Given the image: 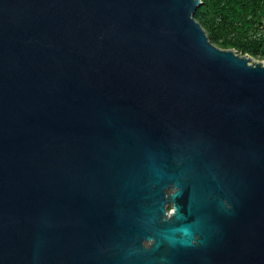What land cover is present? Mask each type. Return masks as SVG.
<instances>
[{"label": "water", "instance_id": "95a60500", "mask_svg": "<svg viewBox=\"0 0 264 264\" xmlns=\"http://www.w3.org/2000/svg\"><path fill=\"white\" fill-rule=\"evenodd\" d=\"M202 3L0 0V264H264V62Z\"/></svg>", "mask_w": 264, "mask_h": 264}, {"label": "rangeland", "instance_id": "374dc122", "mask_svg": "<svg viewBox=\"0 0 264 264\" xmlns=\"http://www.w3.org/2000/svg\"><path fill=\"white\" fill-rule=\"evenodd\" d=\"M264 4V0H258ZM235 0H226L220 7L211 5L210 0L204 1L200 8V16L210 25L207 35H214L215 45L224 50H232L241 56L251 58L255 62H264V25L258 26L257 10L246 17L234 14L241 18H227L223 6L231 7ZM223 45H222V44ZM246 47L254 48V52L246 51Z\"/></svg>", "mask_w": 264, "mask_h": 264}, {"label": "trees", "instance_id": "16d2710c", "mask_svg": "<svg viewBox=\"0 0 264 264\" xmlns=\"http://www.w3.org/2000/svg\"><path fill=\"white\" fill-rule=\"evenodd\" d=\"M202 1L204 2L207 0H202ZM210 2H211V5H214L215 7H220L222 4H224L226 2V0H210ZM222 9H223L225 16L227 18H229V19L237 18L238 22L242 21V19L237 17L234 14L235 13L234 10L238 14L242 15V17L252 15V13L257 10L256 14L258 16V19H257L258 26L261 27L264 25V4L260 3V1H258V0H235L234 4L231 7L223 6ZM196 19L199 21V23L204 27V29L207 32L210 25L206 24L203 21L202 17L200 16V8H198V10L196 12ZM208 37L212 41V43L214 44L215 43L214 35H210ZM219 47H221V45H219ZM245 50L248 52H254V48H252V47H246Z\"/></svg>", "mask_w": 264, "mask_h": 264}, {"label": "flooded vegetation", "instance_id": "af4514ba", "mask_svg": "<svg viewBox=\"0 0 264 264\" xmlns=\"http://www.w3.org/2000/svg\"><path fill=\"white\" fill-rule=\"evenodd\" d=\"M226 206L228 208H230V204H228L227 202H226ZM175 208L176 207H175L174 202H171V203H169L166 206L168 217L172 218V214L174 213ZM193 219L194 218L191 217V216L188 218L189 221H191ZM200 219H201V222H202V212H200ZM201 240H202V234L195 233L194 234V238L192 240V245L191 246H192L193 249H195L197 251V253L202 252V242H200ZM143 243H144L145 247H151V246H153L154 242L151 241V240L150 241L149 240H144ZM201 262H202V260H201Z\"/></svg>", "mask_w": 264, "mask_h": 264}]
</instances>
